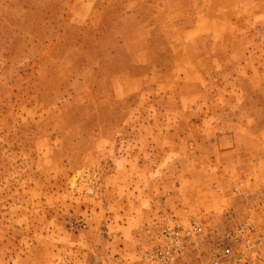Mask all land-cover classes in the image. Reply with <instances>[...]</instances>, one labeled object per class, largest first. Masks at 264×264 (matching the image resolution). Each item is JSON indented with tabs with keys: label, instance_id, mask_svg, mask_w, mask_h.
Returning a JSON list of instances; mask_svg holds the SVG:
<instances>
[{
	"label": "rangeland",
	"instance_id": "1",
	"mask_svg": "<svg viewBox=\"0 0 264 264\" xmlns=\"http://www.w3.org/2000/svg\"><path fill=\"white\" fill-rule=\"evenodd\" d=\"M246 174L264 0H0V264H115L165 212L216 225Z\"/></svg>",
	"mask_w": 264,
	"mask_h": 264
},
{
	"label": "built area",
	"instance_id": "2",
	"mask_svg": "<svg viewBox=\"0 0 264 264\" xmlns=\"http://www.w3.org/2000/svg\"><path fill=\"white\" fill-rule=\"evenodd\" d=\"M221 198L216 225L184 207L180 214L165 212L142 229L146 241L136 254L115 253V264H264V180L246 174L224 185L212 184ZM103 237L114 235L109 222ZM86 223L68 220L69 230Z\"/></svg>",
	"mask_w": 264,
	"mask_h": 264
}]
</instances>
